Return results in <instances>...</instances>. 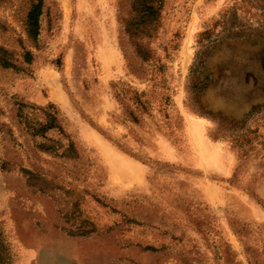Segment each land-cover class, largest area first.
Returning a JSON list of instances; mask_svg holds the SVG:
<instances>
[{
    "label": "rangeland",
    "instance_id": "obj_1",
    "mask_svg": "<svg viewBox=\"0 0 264 264\" xmlns=\"http://www.w3.org/2000/svg\"><path fill=\"white\" fill-rule=\"evenodd\" d=\"M36 2L0 0L7 264H264V0L140 36L133 0H44L34 38Z\"/></svg>",
    "mask_w": 264,
    "mask_h": 264
},
{
    "label": "trees",
    "instance_id": "obj_2",
    "mask_svg": "<svg viewBox=\"0 0 264 264\" xmlns=\"http://www.w3.org/2000/svg\"><path fill=\"white\" fill-rule=\"evenodd\" d=\"M164 0H133L134 16L127 24V31L135 36L144 34L150 28V24L159 16L160 8ZM44 0H37L28 13V23L31 35L36 38L40 33V16L43 13ZM31 55L29 53V59ZM6 66H12L9 61H5ZM49 124L48 127H53ZM0 231V264H7L8 246Z\"/></svg>",
    "mask_w": 264,
    "mask_h": 264
}]
</instances>
